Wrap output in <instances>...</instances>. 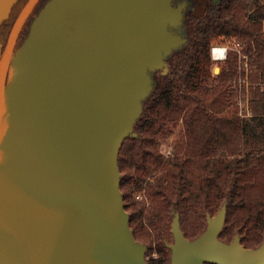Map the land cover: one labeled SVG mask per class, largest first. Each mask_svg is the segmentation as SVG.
I'll use <instances>...</instances> for the list:
<instances>
[{
    "label": "water",
    "instance_id": "water-1",
    "mask_svg": "<svg viewBox=\"0 0 264 264\" xmlns=\"http://www.w3.org/2000/svg\"><path fill=\"white\" fill-rule=\"evenodd\" d=\"M18 1L0 0V24ZM39 1L0 43V264H149L125 208L119 150L137 135L151 71L167 73L165 57L187 42L173 31L183 6L48 0L15 50ZM226 211L193 239L177 212L170 264H264V240L220 238Z\"/></svg>",
    "mask_w": 264,
    "mask_h": 264
},
{
    "label": "trees",
    "instance_id": "trees-1",
    "mask_svg": "<svg viewBox=\"0 0 264 264\" xmlns=\"http://www.w3.org/2000/svg\"><path fill=\"white\" fill-rule=\"evenodd\" d=\"M27 1L0 26L4 48ZM28 28L29 22L16 49ZM232 40L250 55L248 71L238 53L230 52L215 74L212 47ZM174 51L167 55V73L151 71L153 89L143 99L137 135L128 136L119 150L125 208L149 264H170L177 212L193 239L206 229L207 216L225 204L222 240L239 234L248 248L264 240V0L209 3L190 39ZM239 97L245 107L238 105ZM170 136L173 150L166 154L162 139Z\"/></svg>",
    "mask_w": 264,
    "mask_h": 264
},
{
    "label": "flooded vegetation",
    "instance_id": "flooded-vegetation-1",
    "mask_svg": "<svg viewBox=\"0 0 264 264\" xmlns=\"http://www.w3.org/2000/svg\"><path fill=\"white\" fill-rule=\"evenodd\" d=\"M20 1L21 0H19L17 2V4L13 7V9L16 8L20 4ZM47 1H45L44 3H42V0H40L39 3L37 4L34 12L31 15V17L28 19V21L25 24V26H26L28 24V22H29V28H28L29 30H30V26H31V23H32L34 17L39 13V11L41 10V8L46 4ZM218 1L219 0H216V1L215 0H172L173 6H175V7H178L180 5L183 6L181 22L176 27H173V29L175 30V29H179V28L180 29L185 28V26H186L185 22H188V23L192 24L193 25L192 28H194L195 25L207 13V5L209 3L215 4ZM26 3H25V5H26ZM24 6H23V8H24ZM13 9H12V11H13ZM22 9H21V11H22ZM36 10H37V13L35 14ZM0 26H1V24H0ZM25 26H24V28H25ZM24 28H23V30H24ZM24 40H25V38H24ZM10 64L12 65V63H10ZM8 75H9V71H8ZM7 78H8V76H7Z\"/></svg>",
    "mask_w": 264,
    "mask_h": 264
},
{
    "label": "rangeland",
    "instance_id": "rangeland-1",
    "mask_svg": "<svg viewBox=\"0 0 264 264\" xmlns=\"http://www.w3.org/2000/svg\"><path fill=\"white\" fill-rule=\"evenodd\" d=\"M185 24H186V26H185V28H182V29H175V30H173V31H175V32H177V33H179V34H181L183 37H186L187 38V40L188 39H190V36H191V34H192V27H193V25L192 24H190V23H188V22H185ZM19 40V39H18ZM18 42V41H17ZM240 43L239 45L237 44V43ZM2 44V43H1ZM17 45V44H16ZM217 45H227L228 46V55H229V53L230 52H237L238 53V57H239V64L241 65V63L243 64V66L246 68V70L248 71V68H249V66H248V61H249V59H250V55L249 54H246V53H244L242 50H241V42L240 41H237V40H232L231 42H227V43H219V44H217ZM182 46V45H181ZM180 46V47H181ZM16 49V48H15ZM18 49V48H17ZM177 49V48H176ZM4 50V47H3V45H2V51ZM175 50V49H174ZM174 50H172V52H177V51H174ZM171 52V53H172ZM166 58V60L168 61V57L166 56L165 57ZM12 61H13V56H12V58H11V62L10 63H12ZM217 61V63L215 64V67L216 66H219L220 67V70H219V72L221 71V66L219 65V63L218 62H220V61H223V60H216ZM10 69H11V64H10ZM9 69V74H10V70ZM214 72H215V70H214ZM218 72V73H219ZM217 73V74H218ZM216 74V73H215ZM7 84L9 83V75H8V78H7V82H6ZM238 105L242 108V107H245L247 104H246V100H241V98L239 97V101H238ZM179 126H180V124H178L177 126H176V129H178L179 128ZM171 140H172V137L170 136L169 138H163L162 139V145H161V149H162V151L164 152V153H169V151H172L173 150V146H172V144H171ZM142 193H139V194H137V198H142ZM147 257V256H146Z\"/></svg>",
    "mask_w": 264,
    "mask_h": 264
},
{
    "label": "built area",
    "instance_id": "built-area-1",
    "mask_svg": "<svg viewBox=\"0 0 264 264\" xmlns=\"http://www.w3.org/2000/svg\"><path fill=\"white\" fill-rule=\"evenodd\" d=\"M240 44L239 42L237 43ZM211 55L214 60H224L228 56V46L227 45H214L211 50ZM249 115V111H248Z\"/></svg>",
    "mask_w": 264,
    "mask_h": 264
}]
</instances>
